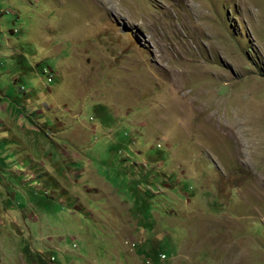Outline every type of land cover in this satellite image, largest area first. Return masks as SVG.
I'll return each mask as SVG.
<instances>
[{
  "label": "rangeland",
  "instance_id": "rangeland-1",
  "mask_svg": "<svg viewBox=\"0 0 264 264\" xmlns=\"http://www.w3.org/2000/svg\"><path fill=\"white\" fill-rule=\"evenodd\" d=\"M0 264H264V0H0Z\"/></svg>",
  "mask_w": 264,
  "mask_h": 264
},
{
  "label": "trees",
  "instance_id": "trees-1",
  "mask_svg": "<svg viewBox=\"0 0 264 264\" xmlns=\"http://www.w3.org/2000/svg\"><path fill=\"white\" fill-rule=\"evenodd\" d=\"M45 72V70H43V73ZM52 80V78L50 79V81Z\"/></svg>",
  "mask_w": 264,
  "mask_h": 264
},
{
  "label": "bare ground",
  "instance_id": "bare-ground-1",
  "mask_svg": "<svg viewBox=\"0 0 264 264\" xmlns=\"http://www.w3.org/2000/svg\"><path fill=\"white\" fill-rule=\"evenodd\" d=\"M51 78H49V80H50Z\"/></svg>",
  "mask_w": 264,
  "mask_h": 264
},
{
  "label": "clouds",
  "instance_id": "clouds-1",
  "mask_svg": "<svg viewBox=\"0 0 264 264\" xmlns=\"http://www.w3.org/2000/svg\"><path fill=\"white\" fill-rule=\"evenodd\" d=\"M43 74H45V73H43ZM52 81V80H51Z\"/></svg>",
  "mask_w": 264,
  "mask_h": 264
}]
</instances>
